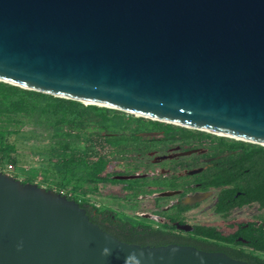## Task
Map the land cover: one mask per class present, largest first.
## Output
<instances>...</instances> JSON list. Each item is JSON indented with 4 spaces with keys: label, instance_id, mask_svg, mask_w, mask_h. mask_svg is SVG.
<instances>
[{
    "label": "water",
    "instance_id": "1",
    "mask_svg": "<svg viewBox=\"0 0 264 264\" xmlns=\"http://www.w3.org/2000/svg\"><path fill=\"white\" fill-rule=\"evenodd\" d=\"M0 82L264 154V0H0ZM0 264L248 263L121 242L0 172Z\"/></svg>",
    "mask_w": 264,
    "mask_h": 264
},
{
    "label": "flooded vegetation",
    "instance_id": "2",
    "mask_svg": "<svg viewBox=\"0 0 264 264\" xmlns=\"http://www.w3.org/2000/svg\"><path fill=\"white\" fill-rule=\"evenodd\" d=\"M140 133L153 134L142 137L148 138L145 155L129 147V152L108 160L102 174L108 180L97 184L102 204H95L88 195L82 202L72 191L67 193L72 197L69 200L87 206L91 216H98L104 225L116 222L115 218L145 223L165 232L178 246L264 264V154L244 150L243 143L190 129L133 135ZM109 148L113 153L114 148ZM129 176L138 178L120 179ZM122 200L132 203L133 210L145 201L146 212L121 216L110 205Z\"/></svg>",
    "mask_w": 264,
    "mask_h": 264
},
{
    "label": "trees",
    "instance_id": "3",
    "mask_svg": "<svg viewBox=\"0 0 264 264\" xmlns=\"http://www.w3.org/2000/svg\"><path fill=\"white\" fill-rule=\"evenodd\" d=\"M125 115L116 110L84 105L0 82V161L6 160L17 166L19 140L46 137L49 139V156L47 166L40 169L42 175L55 174L60 178L56 184L61 189L67 188L70 181L75 180L69 191L94 194L97 184L108 180L102 177L108 160L92 151L93 148L109 146L114 148L112 154L122 155L132 147V151L145 155L148 138L134 136V132L187 131L171 124ZM125 131L133 133L126 134ZM90 157L96 160L90 161ZM88 184H91L92 190ZM86 186L89 190L85 189ZM65 196L72 199L67 193ZM83 208L90 222L121 242L140 246L179 244L173 238H168L165 232L154 230L145 223L115 218L116 222L101 224L98 216H91L87 206Z\"/></svg>",
    "mask_w": 264,
    "mask_h": 264
},
{
    "label": "rangeland",
    "instance_id": "4",
    "mask_svg": "<svg viewBox=\"0 0 264 264\" xmlns=\"http://www.w3.org/2000/svg\"><path fill=\"white\" fill-rule=\"evenodd\" d=\"M126 117L137 118L134 115L126 114ZM120 132V131H119ZM129 131H125L128 134ZM49 139L46 137L38 136L33 139H20L18 142V158L19 163L17 166L12 165L11 163L7 162L6 160L0 161V172L7 174L19 181H32V183L37 184L42 188H51V190L60 192V193H68L71 186L75 184V180H71L67 188L61 189L57 186L56 183H59L60 178L57 177L55 174H47L46 176L42 175L41 168L46 167L48 163V154L47 150L49 148ZM92 151L97 152V154L111 162L114 160V154H112V150L104 146V148H93ZM131 154V153H128ZM14 156V155H12ZM90 161H95L94 158L90 159ZM144 162V161H143ZM86 186V190H87ZM100 186L97 187V193H85L83 192L76 193L75 197L77 199L82 200V202L86 199L85 196H90V200L97 205L103 203L101 195L98 194V189ZM137 201V200H136ZM139 201V200H138ZM137 201V202H138ZM108 202V201H107ZM132 203L130 204L129 201L122 200L113 202L110 207L116 208L117 212L123 216L122 214H130L132 215L133 212L138 214L146 212V203L145 201H139L138 204L135 206H139V209L133 210ZM137 217V216H135Z\"/></svg>",
    "mask_w": 264,
    "mask_h": 264
}]
</instances>
